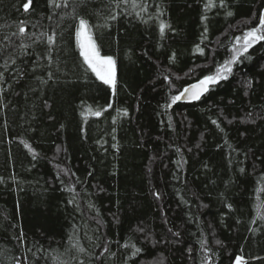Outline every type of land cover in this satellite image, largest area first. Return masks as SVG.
<instances>
[{
	"label": "trees",
	"instance_id": "16d2710c",
	"mask_svg": "<svg viewBox=\"0 0 264 264\" xmlns=\"http://www.w3.org/2000/svg\"><path fill=\"white\" fill-rule=\"evenodd\" d=\"M25 2L0 0V43L20 20H26L29 31L37 34L55 28L58 45L51 69L54 77L47 84L35 78L47 80V68L31 71L35 57L24 58L23 64L17 61L16 66L27 73L19 82L5 74L11 87L4 100L8 132L0 114V177L4 178L0 183V261L13 264L12 258L19 257L24 264L27 256V264H60L61 260L68 264L80 260L84 264H201V240H206L213 250V264H234L237 255L248 264H264V259H253L264 258V229L256 234L247 230L261 223L250 222L264 173V41L249 50L250 59L234 66L228 80L213 86L199 101L163 107L170 95L196 83L228 58L234 37L258 23L254 14L258 15L261 0H228L232 17L213 9L203 43L204 0H150L149 12L154 15L159 4L164 12L161 19L175 29L166 30L163 38L158 20L144 23L134 14L109 20L108 27H103L110 0H77L75 11L72 0L67 8L33 0L28 13L23 11ZM74 16L99 26L92 32L101 54L116 59L115 96L81 68ZM32 24L38 27L33 29ZM234 25L238 30H233ZM198 44L205 48V55L194 53ZM36 50L44 52L43 46ZM173 51L176 60L169 64ZM165 68L173 74L171 91L163 81ZM189 69L194 71L186 76ZM248 80L254 82L252 88L246 86ZM109 103L112 107L100 117L80 115L89 106L103 110ZM124 109L128 116L122 115ZM213 119L222 132L211 123ZM21 140L36 150V160ZM57 165L76 173L82 182L76 187L83 214L67 204L70 194L64 189L69 179L61 174L65 184L60 183ZM153 192H159L161 199H155ZM89 202L94 210L88 209ZM225 203H231L233 210ZM139 227L145 232L137 231ZM169 228L180 236H173ZM21 230L23 246L14 239ZM73 234L85 252L70 247ZM216 240L221 244L216 245ZM106 241L115 256L101 255ZM123 244H135L143 251L133 257L131 247L123 248Z\"/></svg>",
	"mask_w": 264,
	"mask_h": 264
},
{
	"label": "snow or ice",
	"instance_id": "6c2138e0",
	"mask_svg": "<svg viewBox=\"0 0 264 264\" xmlns=\"http://www.w3.org/2000/svg\"><path fill=\"white\" fill-rule=\"evenodd\" d=\"M77 0H72L73 10L75 11ZM33 0H26L23 3V11L28 13L32 7ZM48 5L52 8H67L70 6V0H48ZM152 7L150 0H110L109 6V15L105 18V24L103 27H108L107 21H115L120 16H127L133 15L140 19L144 23H148L152 20L159 21V33L161 38L164 37L166 30H171L175 32V29L171 28V25L166 23L161 17L164 15L163 10L161 9L160 5L157 4L155 6L156 11L153 15L149 12V9ZM220 9L224 12L226 17H232L234 12L230 10L228 0H204L203 3V14L201 15V23L204 25L202 33H201V42L203 43L204 40H207L208 36V13L212 12L213 9ZM258 15H255V18L258 19V23L254 27H249L243 31L242 35L235 36L231 47L227 50L230 55L228 58L224 59L222 63H217L215 66V70L210 74L204 75L200 78L196 83L185 86L182 90H179L177 94L170 95L169 102L163 105L165 109H170L172 105L176 104L181 100H187L190 102L199 101L202 96L212 90L213 86L220 84L222 81L228 80L233 75L234 66L238 63H241L243 59H250L251 57L247 55L249 50L252 49L255 45L259 44L260 42L264 41V0H261V6L257 10ZM217 15L220 13L217 12ZM51 19V17H48ZM63 19V17H61ZM75 23V39L76 44L79 50V57L81 58V68L83 69L85 75L87 76L88 73H91L95 76L96 80L101 82L103 85H106L112 90L113 96L116 94V59L112 55H102L101 49L96 43V40L93 38V27L94 26L89 23V20L84 17L74 16ZM248 23H252V18L248 19ZM38 25L32 24L31 28L35 29ZM59 27V24H57ZM233 30H238V26H232ZM4 43H0V60L3 62L0 63V114L4 115V122L3 128L5 132H8V124L6 119L5 109L8 108V105L4 102L5 95L7 93L8 88L11 87V84L8 83V79L6 78V73L8 74V78H10L14 82H19L23 77L27 74L24 70L17 67V61L19 60L20 63H25L24 58H31L35 57V59L31 60V71L35 73V71L39 68H47V80L43 79L40 76L35 77L39 84L44 85L47 84L48 80H52L54 77V73L51 70L54 63L56 62V54H57V45H58V33L54 29L49 32H37L29 31V23L26 20H20L16 25V30L12 31L10 34H5L2 37ZM38 46H43L44 52L41 53L37 51ZM194 53H198L199 55H205V48L201 47L199 44L195 46ZM147 53H145L146 55ZM176 52L173 51L171 55L168 57L169 64H173L176 60ZM159 66V65H158ZM194 69H189L186 76H190ZM171 68H165L163 70V81L169 86V91L175 88V85L172 82ZM176 79H180L181 77L176 76ZM253 81L248 80L246 82V86L248 88L253 87ZM247 95V93H245ZM83 104V102H81ZM44 106L49 107L48 102L44 101ZM112 107V104L109 103L103 110H96L93 111L92 108L89 106L84 111L80 113L81 117H87L88 115L100 117L104 111H107ZM123 116H128L127 109L122 110ZM248 116L251 118L253 114L251 112L248 113ZM264 118V117H262ZM254 122V120H253ZM113 123H116V118L113 117ZM213 125L223 131V128L220 127V123L218 120L213 119L211 121ZM231 123V121H229ZM61 128L64 125L60 126ZM169 127H172L171 124V117H169ZM34 130V129H32ZM83 132V128L81 129ZM115 132V129H113ZM116 137L113 136V140ZM9 143L11 141H8ZM21 144L23 147L27 149L28 153L32 155V159H37V152L32 147V145L27 142L26 140H21ZM99 143V141H98ZM227 143V141H225ZM113 148H117L116 144L112 145ZM199 147V145H197ZM189 152L192 151L191 148L188 149ZM176 152L180 153L181 149L179 147L176 148ZM186 163V161H183ZM207 167V165H205ZM59 171L57 172V179L60 180L62 185L65 184V181L61 179V174L63 176L68 177L69 183L65 186V191L70 194V198L67 200V204L72 206L74 210L81 212V203L77 199L81 197V193L77 191V184L82 183L78 177H76V173L69 172L66 168H60L57 165ZM179 170V169H178ZM239 171L241 173L245 172L244 168H240ZM92 173L90 172L89 175ZM75 177V182H72V178ZM14 179V178H13ZM261 184L256 189V214L255 218L251 220V224L255 225L257 222L260 223V227H249L247 230L253 234L259 233L264 229V199L261 198V194L264 193V173H261L260 176ZM4 182V178L0 177V183ZM103 191V189H100ZM152 195L155 199H161V194L159 192H153ZM203 207H207V205H202ZM224 206L229 209V211L233 210V205L231 203H225ZM88 209L94 210L95 205L91 202L87 204ZM81 214H83L81 212ZM98 215V210H97ZM96 219V217H93ZM237 223H241V221L237 220ZM137 231L144 233L145 229L143 227H139ZM169 232H172V229H168ZM172 235L175 237H179L180 233L172 232ZM150 234L145 235V239H149ZM21 246L25 243L24 233L21 230L19 235L14 237ZM159 241H157L158 243ZM69 244L72 249L76 252L83 253L85 252V248L81 246L78 239H76L75 234L69 236ZM216 245H220L221 241L216 240ZM207 241L201 240V251L203 253L201 264H213V250L212 248L206 246ZM123 248L131 247V255L136 257L140 254L143 249L137 247L135 244H123L120 245ZM31 251V249H29ZM41 252H47V250L38 249ZM189 255H191L192 249H188ZM103 253H110V255L115 256V252H110L108 242L106 241L103 245ZM2 255V254H0ZM35 255V253L33 254ZM253 259L260 260L264 259L261 257H253ZM13 264H22L21 258L14 257L12 258ZM24 264H27L28 257L25 256L23 258ZM0 264H3L0 261ZM60 264H68L67 261L61 260ZM78 264H84L82 260L78 262ZM162 264V261H161ZM234 264H248V261L244 256L237 255L234 258Z\"/></svg>",
	"mask_w": 264,
	"mask_h": 264
},
{
	"label": "water",
	"instance_id": "95a60500",
	"mask_svg": "<svg viewBox=\"0 0 264 264\" xmlns=\"http://www.w3.org/2000/svg\"><path fill=\"white\" fill-rule=\"evenodd\" d=\"M177 103H191V102L190 101H187V100H181V101H179Z\"/></svg>",
	"mask_w": 264,
	"mask_h": 264
}]
</instances>
